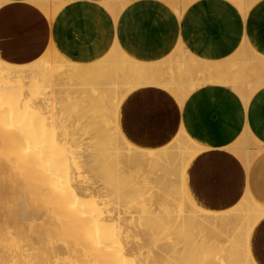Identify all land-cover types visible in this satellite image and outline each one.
<instances>
[{"label":"bare ground","instance_id":"1","mask_svg":"<svg viewBox=\"0 0 264 264\" xmlns=\"http://www.w3.org/2000/svg\"><path fill=\"white\" fill-rule=\"evenodd\" d=\"M47 3L62 6L34 1L44 12ZM179 52L147 65L113 49L83 65L53 44L27 63L0 51V264H257L250 240L261 205L245 198L231 211L200 209L184 180L198 147L182 135L161 149L138 148L121 130L125 97L145 85L183 99L204 82L243 91L253 78L264 84L262 57L245 56V77L235 81L225 79V64Z\"/></svg>","mask_w":264,"mask_h":264},{"label":"crops","instance_id":"2","mask_svg":"<svg viewBox=\"0 0 264 264\" xmlns=\"http://www.w3.org/2000/svg\"><path fill=\"white\" fill-rule=\"evenodd\" d=\"M6 1H9L7 6L0 8V51L5 59L12 62L34 61L52 44L64 57L70 56L77 61L75 63L85 64L103 60L113 49H119L133 61L147 65L176 60L181 47L187 51L182 36L175 37L174 32H161L158 37L132 31H126L125 37L112 34L120 17L116 12L125 11L131 15L127 23L132 28L152 21L150 17L155 18L153 12L147 15L150 1L69 0L53 20L28 1ZM64 2L61 0L62 6ZM246 2L249 7L247 13L241 9L242 0H211L184 8L194 22L201 19L203 12L213 13L214 52L194 51V57L187 52L190 59L198 63L215 67L218 63H223L221 66L225 64L221 70L225 71L224 76L227 74L226 80H231L236 74L232 69L245 56L251 59L262 57L264 60V0ZM103 7L115 13V23L105 15ZM175 12L179 19L182 18L179 8ZM160 19L166 22L168 16L160 14ZM122 43H130L136 52L147 55L152 51L172 53L158 63L139 61L123 49ZM208 59L215 64L205 61ZM227 68H231V72ZM193 78V82L201 80L200 74ZM213 84L214 87L201 84L186 97L185 93L179 96L183 99L162 86L137 88L125 97L120 107L121 130L133 145L143 149H161L182 135L188 137L198 147V152L187 165L185 185L189 198L200 209L214 213L231 211L244 198H250L264 208V84L259 85L256 94L249 98H243L237 92H244L239 87L222 81ZM240 136L251 137L252 142L250 138L243 143L234 141ZM247 146L250 152L246 155ZM239 151L243 154L238 155ZM250 241L257 264H264V216L254 228Z\"/></svg>","mask_w":264,"mask_h":264},{"label":"rangeland","instance_id":"3","mask_svg":"<svg viewBox=\"0 0 264 264\" xmlns=\"http://www.w3.org/2000/svg\"><path fill=\"white\" fill-rule=\"evenodd\" d=\"M17 1H21V2L22 1H24V2L28 1V2H30L32 4H34V0H17ZM62 1L63 2L65 1V2L63 3V6L59 5L60 7L59 6L58 7H54V6H52L53 3H49L50 5L47 3V7L48 8H47V10L45 12L48 15V17H50L52 20L55 18L56 15L60 14L61 10L64 7H66L69 4V0H62ZM146 1H150V9H149L150 11L147 13V15L149 13H152V12L155 15V18L150 17V19L152 21L143 22V23H141V25H138L136 28H134V27L132 28L131 25H129L127 23V20H128V18L131 15L126 14L125 11H121V13H117L116 12V15L119 14L120 17H119V19L117 18L118 19L117 20V25H116L114 30L112 29V34H118V36H121V37L124 36L125 37L126 31H132L135 34H143L145 36H157L158 37V34L161 33V32L162 33L166 32V31L167 32H174L175 35H176L175 37L182 36L183 41H184L185 46H186V49H187L188 52H190L191 55H192V52L199 51V50H204V51L212 52V53L214 52L213 51V32H212V14L213 13H211L209 11V13L205 14V12H203L200 15L201 19L198 20V22H194L190 18L189 12L188 11L185 12V10H184V8L186 9V7L188 5H190V4H196L197 2H206V1L207 2H211V0H146ZM225 1H227V0H225ZM94 3L98 5V3H96V2H94ZM54 8H55V10H54ZM178 8L182 12L181 13L182 14V18H180L181 20L179 19V16L177 14H175L176 13L175 10L178 9ZM190 8L193 9L192 7H190ZM51 9H53V10H51ZM103 9H106V11L104 10V12H105V15L109 17V20L113 21L115 23V20H116L115 13L113 11H111V10H108L106 7H103ZM54 11H56V12H54ZM160 14H162L163 16L166 14L168 16V20L166 22L162 21L161 19L159 20V15ZM181 27H183V29H181ZM157 37H154L155 40H157ZM122 45H123V49H125L128 53L133 55L139 61L143 60V61H147V62H153V63L157 62L158 63V62L166 60L168 57H170L169 55L172 53L171 51H169L170 54H164V53L163 54H157L154 51H152V54L147 55V54L136 52L132 48V45L130 43L129 44L122 43ZM49 47H51V46H49ZM158 48L159 47L157 46V49ZM154 49H156V47H154ZM107 51H106V53H107ZM106 53H105V55H106ZM105 55H103V57ZM68 58L70 60L74 61L70 56H68ZM205 61L215 64L213 62V60H211V59H208V60H205ZM74 62H77V61H74ZM93 62H94V60H93ZM244 62H245V57H244V59L242 58V61L238 62L237 66H234L233 69H232L237 74V76H235V78H234L235 81L242 80V78L245 77V74H244L245 70H242V66H243ZM78 63H81V62H78ZM85 63H81V64H85ZM218 64H223V63H218ZM218 64H216V65H218ZM228 70H229L228 72H231V68H229ZM226 77H227V75L225 76V78ZM256 81H258V80L254 79V80H252V85H249V86H246V87L243 86L242 87V89H244L243 93L240 92V91H237V92H239L240 95L243 98H249V97L252 96V94L255 95L257 90H258L257 87L259 85H261V82L259 84ZM203 85H209L211 87L215 86V84H213L211 82H204L201 86H203ZM133 93H131V94H133ZM131 94H129L128 97ZM249 138L251 140L250 141V143H251L253 138H251V137H249ZM249 138L246 137V136H240V137L234 139V141L235 140H238V141L241 140V142L242 141L245 142ZM258 143L260 144V142H258ZM255 146H252V148L255 147ZM234 148L235 147H233V150H234ZM247 153H246V155H247ZM241 154H243V151H239L238 155H241ZM127 200H128L127 201V204H128L129 201H130V198L128 197ZM243 200L238 205L239 207H241L244 204ZM140 203L141 202L137 200L135 205L140 207L139 206ZM222 212H224V211H222ZM164 240H165V238H164ZM158 243L161 244L160 241ZM45 247L47 248V246H45ZM251 256H252L251 257L252 260H254L255 263H257V260H255L253 255H252V251H251ZM62 258L63 257H60L61 260L57 259V263L56 264H63ZM53 259H52V261H53V264H54L56 262V258H53ZM60 262H62V263H60Z\"/></svg>","mask_w":264,"mask_h":264}]
</instances>
